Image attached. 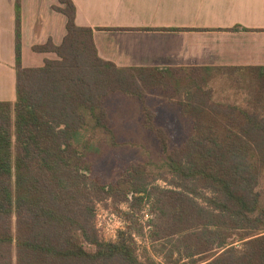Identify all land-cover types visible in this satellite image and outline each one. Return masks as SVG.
<instances>
[{
    "label": "trees",
    "instance_id": "16d2710c",
    "mask_svg": "<svg viewBox=\"0 0 264 264\" xmlns=\"http://www.w3.org/2000/svg\"><path fill=\"white\" fill-rule=\"evenodd\" d=\"M57 1L67 35L60 46L34 48L58 57L39 68L23 66L16 3L17 98L0 102V264H158L141 261L125 235L101 241L94 226L97 199L116 190L121 202L154 195L144 172L101 185L80 142L90 124L113 134L107 101L120 94L144 102L142 88L171 90L192 124L180 149H163L172 188L155 194L150 234L172 245L155 250L163 264H264V67L119 68L100 58L94 30L77 25L73 0ZM220 74L246 83V107L215 100L210 83Z\"/></svg>",
    "mask_w": 264,
    "mask_h": 264
},
{
    "label": "crops",
    "instance_id": "0c3cea01",
    "mask_svg": "<svg viewBox=\"0 0 264 264\" xmlns=\"http://www.w3.org/2000/svg\"><path fill=\"white\" fill-rule=\"evenodd\" d=\"M73 2L100 58L119 68L264 67V0ZM16 3L0 0V102L17 98ZM56 7L57 0H21L25 68L58 59L34 51L66 37L67 18Z\"/></svg>",
    "mask_w": 264,
    "mask_h": 264
},
{
    "label": "rangeland",
    "instance_id": "374dc122",
    "mask_svg": "<svg viewBox=\"0 0 264 264\" xmlns=\"http://www.w3.org/2000/svg\"><path fill=\"white\" fill-rule=\"evenodd\" d=\"M218 76L210 83L211 89L208 88L212 90L215 100L246 107L248 93L240 89L246 83H231V79L241 77L238 74ZM142 92L146 95L144 102L120 94L112 96L106 105L114 133L95 130L92 128L94 124H90L80 137V142L87 145V161L92 166V178L101 185L117 184L136 168L144 172L148 190L154 192V195L146 196L143 201L131 198L129 202H121L124 197L119 190L110 197L97 199L94 226L101 241L116 243L125 235L136 244L141 261L147 262L151 257L158 264H163L165 259L155 250L167 253L165 249H172V245L153 242L150 235L157 210L155 194L160 189L172 188L164 179L167 174L160 167L165 151L180 149L190 138L192 124L182 116L180 108L173 102L176 97L171 90L142 88ZM126 213L132 218L129 219ZM233 239L238 240V236ZM235 245L241 249L243 247L241 242ZM87 248L94 250L90 246Z\"/></svg>",
    "mask_w": 264,
    "mask_h": 264
}]
</instances>
